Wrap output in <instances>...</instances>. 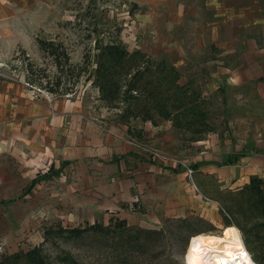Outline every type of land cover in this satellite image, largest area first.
Instances as JSON below:
<instances>
[{
	"label": "rangeland",
	"instance_id": "obj_1",
	"mask_svg": "<svg viewBox=\"0 0 264 264\" xmlns=\"http://www.w3.org/2000/svg\"><path fill=\"white\" fill-rule=\"evenodd\" d=\"M40 38L52 40L60 52L64 47L69 64L61 59L57 66L40 47ZM115 41L134 52V68L148 65L140 90L145 92L147 78L162 87L165 63L175 68L177 81L193 100L195 114L189 103L183 108L169 104L170 117L153 108L152 120L130 121L140 150L159 162L166 175L143 178L134 199L120 200L116 210L105 207L110 192L119 190L113 184L114 159L84 170L38 162L28 171L23 158L0 150V261L41 243L47 226H75L87 219L106 224L111 216L163 232H152L151 241L133 242L136 247L112 234L84 240L53 234L43 242L49 264H183L191 235L178 227L185 216L203 218L193 224L203 230L199 233H223L238 218L258 225L264 237L263 215L231 210L238 204L248 207L242 188L257 174L258 158H264V0H0V85L22 84L32 95L30 84L50 85L56 96L82 97L84 110L117 123L120 109L108 107L92 83L96 47ZM164 88L173 99L180 91L173 85ZM239 165L243 171L234 173ZM48 166L59 173L28 190ZM94 175L101 182L88 185ZM91 186L100 193L103 208L81 204L79 197L89 196ZM261 244L255 253L264 252V240ZM66 253L75 261L61 258Z\"/></svg>",
	"mask_w": 264,
	"mask_h": 264
},
{
	"label": "crops",
	"instance_id": "obj_2",
	"mask_svg": "<svg viewBox=\"0 0 264 264\" xmlns=\"http://www.w3.org/2000/svg\"><path fill=\"white\" fill-rule=\"evenodd\" d=\"M51 105L50 109L43 97L34 98L30 89L22 84L0 85V150H9L12 155L23 158L28 171L35 169L33 166L38 162H48L62 170L69 165L84 170L105 159H114L111 165L117 174L113 184L117 183L119 190L110 192L111 202L105 207L116 210L120 200L134 199L136 190L144 186L143 178L159 172L163 177L166 175L159 162L150 161L148 155L132 143L131 140H137L134 132L131 134L128 130L130 126L133 131V123H114L103 115H94L84 110L83 99L78 96H57ZM95 117L101 122L95 121ZM255 165L257 175L264 179V158H258ZM235 167L234 173L244 169L241 165ZM95 179V175L89 176L88 185H96ZM97 180L101 182L100 177ZM90 190L89 196L79 197L81 204L87 202L89 206L103 208L97 188L91 186Z\"/></svg>",
	"mask_w": 264,
	"mask_h": 264
},
{
	"label": "trees",
	"instance_id": "obj_3",
	"mask_svg": "<svg viewBox=\"0 0 264 264\" xmlns=\"http://www.w3.org/2000/svg\"><path fill=\"white\" fill-rule=\"evenodd\" d=\"M38 42L40 47L47 51L54 58L57 66L61 64V59L69 64L70 54L67 50H65L64 47L61 50L62 52H60L57 50V47L52 40L47 41L40 38ZM96 48L97 65L93 74L92 83L98 88L100 99H103L108 107L120 109L119 120L121 122L130 125V121L135 117H142L143 120H152L153 108L157 109L161 116L163 115L164 117H170L173 111L171 107H169V104H171L173 107L182 108L187 107L190 104L189 110L193 109L194 105L189 103V101L191 102L193 100L189 99V93L186 92L185 87L177 81L178 73L173 66H170L167 69V64H161L162 70H165L164 76L161 79V82H159L160 85H162L161 88L156 85L154 79H149L146 77L147 80L143 86L147 87L145 88L144 92V88L143 90H140L138 87L140 85L139 83L141 79H144L143 77H145L146 73L148 72L149 67L147 65L144 67L134 68V65L136 64L134 63V59L131 58L132 55H135L134 52L129 53V51L119 41L100 44ZM134 69L135 71H133ZM131 72L133 74L131 77H129V79H127L126 75H130ZM28 78L31 81H34L33 77ZM56 81L60 86L62 82L61 76H58ZM168 82H170V84H168ZM169 85H173L175 88L177 87L180 90L174 99L170 96V94L164 91V86L168 87ZM48 87L49 88L46 89L56 96L57 89L50 85H48ZM143 99L144 103L140 104ZM121 100L124 102V105L122 106L120 105ZM189 110L186 111L188 112ZM196 112V109H193V113L195 114ZM128 130L131 132V134H133L130 126ZM234 160V158H228V162H234ZM51 169L52 168L49 167L48 172H44V174L34 177L31 180L29 186H27V189H31L32 185H34L38 180L44 178H54L55 175L59 173L58 169L55 171ZM249 180L250 181L242 188V192L244 191V195L247 196L245 200L248 204V207L245 209L238 204L236 208L231 210L235 212H242V214L247 210H256L259 212V214L264 216V179L259 175L254 174L250 176ZM1 201L2 200L0 199V202ZM236 205L237 202L235 206ZM180 221L181 223L178 225V227H185L190 231L191 235H195L193 233H199L200 231H203L198 227H193V224L196 221H203V218L199 216L181 217ZM235 222L236 225L239 226L246 244H248L250 247L252 255H254L255 259L261 264H264V252H254L255 246H262L261 241L264 240V237L261 236V228H259V226L255 225L254 223L250 225L248 220H239L236 218ZM230 223L231 220L227 218L226 225ZM152 232H163V229L134 226L129 224L126 217L123 216H111L109 222L106 224L99 220H94L91 222L87 220L83 224L79 223L75 226H64L62 224L56 226L50 225L44 229L45 235L41 243L31 246V248L27 250H21L16 252V254L8 256L11 260H2L0 261V264H49L48 253L45 251L43 242L53 234V236H63L65 238L74 240H84L86 238L112 234L113 237L117 236L120 241L123 239V244H126L127 246H135V243L133 242L138 243L141 240H144L145 242L151 241L149 235H151ZM62 257L68 261H75L68 253L62 255L61 258ZM124 259L125 261H128L127 254H125Z\"/></svg>",
	"mask_w": 264,
	"mask_h": 264
},
{
	"label": "built area",
	"instance_id": "obj_4",
	"mask_svg": "<svg viewBox=\"0 0 264 264\" xmlns=\"http://www.w3.org/2000/svg\"><path fill=\"white\" fill-rule=\"evenodd\" d=\"M31 88L35 93L33 94L34 98L41 99V96L47 100L48 106L51 109L52 100L57 97L52 92H50L46 87L37 86L30 84ZM95 121L101 122L97 117L94 118ZM132 143L140 147V143L133 139L131 140ZM155 156H159L160 154L156 151L152 152ZM187 167V173L188 175L192 176L193 169L189 166ZM194 188L198 189V185L195 181H191ZM235 225V224H232ZM237 226V225H236ZM239 233H240V240L241 244L237 246H225V243L221 244H213L211 248H209V245H198L196 241H193L195 236L191 235L188 239V245L186 249L189 247H192L194 251L199 250L200 256H202V259L204 261H209L212 263L214 261V264H261L258 260L255 259L254 255H252L249 247L246 244V241L243 238V234L239 227L237 226ZM196 242V243H195ZM194 244V246H192ZM187 254L184 253L183 255V264H190V261L188 257H186Z\"/></svg>",
	"mask_w": 264,
	"mask_h": 264
},
{
	"label": "bare ground",
	"instance_id": "obj_5",
	"mask_svg": "<svg viewBox=\"0 0 264 264\" xmlns=\"http://www.w3.org/2000/svg\"><path fill=\"white\" fill-rule=\"evenodd\" d=\"M193 241H196L198 245H209V248H211L213 244L225 243V246H237L241 244L240 233L236 225L227 226L223 233H217L214 231L209 233H199L195 236ZM192 246H194V244ZM185 253L187 254L186 257H188L190 264H214V261H212V263L204 261L202 256H200L198 249L197 251H194L192 247H188Z\"/></svg>",
	"mask_w": 264,
	"mask_h": 264
}]
</instances>
